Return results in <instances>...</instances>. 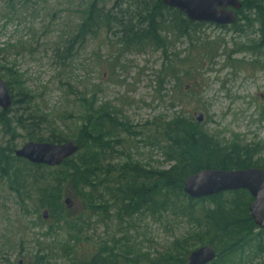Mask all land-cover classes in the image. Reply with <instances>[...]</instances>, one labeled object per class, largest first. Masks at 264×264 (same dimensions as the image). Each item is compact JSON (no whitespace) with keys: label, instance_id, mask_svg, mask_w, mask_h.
Returning <instances> with one entry per match:
<instances>
[{"label":"rangeland","instance_id":"obj_1","mask_svg":"<svg viewBox=\"0 0 264 264\" xmlns=\"http://www.w3.org/2000/svg\"><path fill=\"white\" fill-rule=\"evenodd\" d=\"M92 1L0 0V64L5 67L1 75L10 79L14 93L23 86L29 95L16 108L20 114L29 111L28 101L37 114L47 116L50 125H58L67 141L74 142L83 125L80 114L84 111L77 92L83 91L88 97L94 93L97 105L109 102L118 108L134 133L123 134L122 145L114 146L110 154L113 161L122 163L131 157L146 168L168 169L172 162L167 160L164 144L158 142L153 128L150 133L149 125L155 117H193L194 112L201 111L208 119L204 130L213 131L223 143L249 144L256 150L253 160L264 168V39L257 22H248L239 14L236 27H242V31L233 25L205 23L199 34L209 38L214 47L199 62L195 61L202 56L201 48L191 50L186 43L177 42L178 49L184 51L181 56H192L193 62L185 60L180 64V85L174 88L172 81L168 92L163 91L158 100L155 80L164 57L155 47L129 51L121 46L120 33H99L74 46L70 57L64 59L66 41L75 33ZM114 2L99 0L106 9H112ZM122 7L130 8L127 4ZM247 14L254 18L252 12ZM251 46L257 48L251 51ZM41 129L45 135L51 132ZM33 132L31 127L25 130L16 126L17 136L11 138L0 129V145L10 142L15 150L19 149L32 141L28 136ZM65 194L64 203L66 198L70 200L65 203L70 216L82 214L84 218L80 228L89 241L80 246L83 255L95 250L94 244L116 239L133 243L138 255L154 257L185 236L192 225L178 206L160 214L145 211L122 223L114 218L111 209L104 213L97 206L99 214L90 212L78 198L76 188L68 187ZM43 212L34 203L21 206L8 180L0 177V264H32L38 241L47 237L58 241L53 247L55 257L65 253L59 242L71 230L59 229L61 225L56 226L49 215L42 218ZM50 225L53 229L56 226L53 233L47 230ZM203 245L213 246L206 239L193 250ZM246 260L264 264V254H248ZM67 262V258L61 260V264Z\"/></svg>","mask_w":264,"mask_h":264},{"label":"trees","instance_id":"obj_2","mask_svg":"<svg viewBox=\"0 0 264 264\" xmlns=\"http://www.w3.org/2000/svg\"><path fill=\"white\" fill-rule=\"evenodd\" d=\"M240 1L242 8L238 13L248 22H257L264 39V0ZM125 4L130 8L124 9ZM113 8L106 9L99 0L89 4L75 33L66 41L64 59L70 57L74 46L86 43L89 37L99 33L105 36L120 33L121 46L129 51L141 52L146 47H155L164 57L155 80L157 99L161 100V93L168 92L172 81L174 88L180 85L184 61L193 62L192 56H181L184 51L178 49L177 42L186 43L191 50L193 47L203 50L195 62L205 60L213 51V42L199 34L205 23L189 20L181 10L165 6L162 0H115ZM248 11L254 18L248 16ZM238 18L233 28L242 31V27H236ZM255 48L257 46L249 47L251 51ZM4 68L0 64V75ZM3 77L12 96V106L7 111L0 109V129L15 138L16 126L25 130L31 127L35 132L28 136L29 140L67 141L58 125H50L47 116L37 114L28 101L29 111L20 114L16 108L20 100L29 97L28 92L22 86L14 93L10 79ZM77 95L84 108L80 114L83 125L74 141L80 149L62 164H35L15 156V146L10 142L0 145V177L8 180L21 206L34 203L38 210L48 212L56 226H62L59 229L71 230L69 236L59 242L65 253L60 252L61 256L55 257L53 247L58 241L46 236L38 241L32 264H61L65 258L69 260L66 264H187L189 253L206 239L215 246L217 255L209 264H251L246 260L248 254H264V229L251 217L249 204L253 197L247 190L220 192L200 199H193L183 191L185 179L202 169L261 167L253 160L254 148L249 144L240 146L235 141L223 143L213 131L204 130L207 118L197 122L194 116L176 114L169 118L155 117L148 127L150 133L153 128L158 142L164 144L166 158L172 162L168 169L146 168L131 157L116 163L110 154L115 145H122L123 134H134L130 121L109 102L97 105L94 93L91 97L83 91ZM43 127L51 132L45 135ZM68 187L76 188L78 198L83 199L90 212L99 214L98 207L104 213L111 209L114 218L122 223L145 211L160 214L178 206L192 220V225L185 236L174 240L165 252L154 257L138 255L133 243L116 239L93 243L95 250L83 255L80 246L89 240L80 228V222L84 221L82 214L70 216L63 201ZM52 226L47 229L51 233L56 230V226L54 229Z\"/></svg>","mask_w":264,"mask_h":264},{"label":"water","instance_id":"obj_3","mask_svg":"<svg viewBox=\"0 0 264 264\" xmlns=\"http://www.w3.org/2000/svg\"><path fill=\"white\" fill-rule=\"evenodd\" d=\"M165 6L181 10L193 22L230 25L236 21V11L242 8L240 0H162ZM231 8V10H228ZM12 106L11 93L0 75V108L7 111ZM197 122H203L205 115L201 111L193 114ZM80 147L73 141L63 143L28 141L14 154L35 164L58 166ZM247 190L253 197L249 211L254 223L264 229V168L249 167L244 169H202L189 175L183 185V191L193 199L211 196L220 192ZM69 198L65 203H69ZM48 217V212H43ZM216 251L211 245H203L192 250L187 264H209L216 258Z\"/></svg>","mask_w":264,"mask_h":264},{"label":"flooded vegetation","instance_id":"obj_4","mask_svg":"<svg viewBox=\"0 0 264 264\" xmlns=\"http://www.w3.org/2000/svg\"><path fill=\"white\" fill-rule=\"evenodd\" d=\"M228 10H231V8H228ZM236 16H237V18L239 17V13H238V10L236 11ZM236 18V19H237ZM224 26V25H223Z\"/></svg>","mask_w":264,"mask_h":264}]
</instances>
